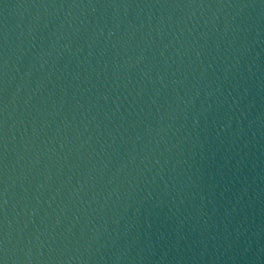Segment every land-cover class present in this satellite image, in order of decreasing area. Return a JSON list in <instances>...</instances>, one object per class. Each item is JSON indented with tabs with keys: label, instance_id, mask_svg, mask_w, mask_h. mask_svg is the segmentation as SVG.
<instances>
[{
	"label": "water",
	"instance_id": "water-1",
	"mask_svg": "<svg viewBox=\"0 0 264 264\" xmlns=\"http://www.w3.org/2000/svg\"><path fill=\"white\" fill-rule=\"evenodd\" d=\"M0 264H264V0H0Z\"/></svg>",
	"mask_w": 264,
	"mask_h": 264
}]
</instances>
